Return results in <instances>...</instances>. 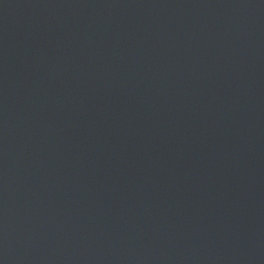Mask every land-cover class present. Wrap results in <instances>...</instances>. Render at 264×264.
I'll use <instances>...</instances> for the list:
<instances>
[{
  "label": "water",
  "instance_id": "water-1",
  "mask_svg": "<svg viewBox=\"0 0 264 264\" xmlns=\"http://www.w3.org/2000/svg\"><path fill=\"white\" fill-rule=\"evenodd\" d=\"M0 264H264V0H0Z\"/></svg>",
  "mask_w": 264,
  "mask_h": 264
}]
</instances>
